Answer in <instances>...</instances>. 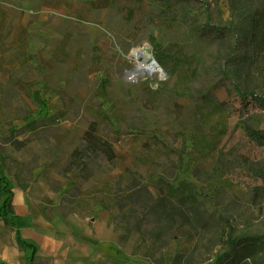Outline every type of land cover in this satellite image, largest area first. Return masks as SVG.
<instances>
[{
    "label": "rangeland",
    "instance_id": "obj_1",
    "mask_svg": "<svg viewBox=\"0 0 264 264\" xmlns=\"http://www.w3.org/2000/svg\"><path fill=\"white\" fill-rule=\"evenodd\" d=\"M262 2L246 0L245 8ZM0 3L11 13L13 29H27V51L36 55L6 80L11 87L26 73L37 78L34 109L21 108L18 117L45 119L22 149L5 143L0 131L7 167L0 163L1 174L8 189L20 181L36 200L51 201L63 223L91 237L86 244L109 242V250L86 257L79 240V263L214 264L228 235L264 238V182L251 171L264 165V145L244 132V123L264 126V110L239 105L246 89L264 95V75L253 68L264 69V46L248 45L238 31L225 41L216 35L240 21L244 6L230 0ZM97 28L108 34L118 57L107 42L84 32ZM150 35L178 60L174 73L146 58L152 59ZM2 51L18 54L12 45ZM243 56L257 58L247 66L240 64ZM141 65L148 67L144 73ZM104 83L107 94L99 96ZM94 119L98 135L119 157L106 164L101 156H86L88 168L79 174L68 167L70 154L83 149ZM23 123L13 121L15 127ZM160 181L188 182L195 202L155 199ZM94 197H103L108 208L95 205ZM235 251L240 253L231 251L221 264H264V251L233 263Z\"/></svg>",
    "mask_w": 264,
    "mask_h": 264
},
{
    "label": "trees",
    "instance_id": "obj_2",
    "mask_svg": "<svg viewBox=\"0 0 264 264\" xmlns=\"http://www.w3.org/2000/svg\"><path fill=\"white\" fill-rule=\"evenodd\" d=\"M238 8L244 6V11H242L239 18V22L233 23L229 28H219L216 30V35L222 41L227 39V36L231 31H238L244 41L248 45L251 43L259 46V50L264 46V2L257 4L253 8H245L246 0H230ZM250 2L251 0H247ZM30 36L27 29L19 24L16 29H13L11 24V13L8 8L0 3V79L5 83L6 89H0V127L1 136L5 143L11 145L14 149H22L34 138L38 130L45 125V119L41 117L32 118L31 114L24 115L23 117H18L19 110L21 108H32L34 109L32 101V90L37 82L36 76H32V73L22 75L17 79L14 84L10 85L6 82L8 74L11 69L18 67L19 65L25 64L26 62L33 60L36 55L34 53L28 52V40ZM148 41L152 47V57L156 63L168 74L175 72L177 68V59H175L169 49L163 47L158 43L155 36L150 35ZM7 45H12L17 49L18 54L15 57H5L2 51ZM257 57L243 56L240 59L241 65L251 66ZM238 62V61H234ZM239 64V65H240ZM264 75V69L258 67H253ZM241 69H238L240 72ZM262 71V72H261ZM238 72V74H239ZM224 73V71H223ZM263 81L264 77L262 76ZM107 94V83H104L101 93L99 96H104ZM239 105L249 106L254 105L258 108L264 110V95L257 94L247 89L239 94ZM22 119L24 123L18 127L13 124L14 120ZM98 117H96L97 119ZM97 120L94 119L90 123L89 127L83 135V149H73L71 151V160L68 164L69 168H75L79 170V174H82L84 170L88 168V161L85 159L86 156H94L95 158L101 156V158L106 162V164L113 163L118 159L119 155L114 150L113 144L98 135L97 132ZM244 132L246 137L255 143L256 145H264V126L258 127L254 123H244ZM2 166L5 168V159L1 161ZM7 170V167H6ZM82 171V172H81ZM252 174L264 182V165L255 166L251 169ZM0 181H3V191L8 195L5 199L1 210L0 216L14 218L15 216L11 210V191L8 189L7 180L4 176L0 177ZM160 186L158 187L157 200H175V201H189L191 203L195 202V195L192 186L185 181L179 182L176 186L173 184H168L166 182L160 181ZM22 190H28L29 185L17 182ZM31 195V194H30ZM31 197L36 200L32 195ZM81 197V196H80ZM78 198L77 202H80L81 198ZM44 202L47 204H52L49 200H36ZM94 204L108 208V204L103 197H94ZM1 223V221H0ZM16 241L21 248H27V243L22 239L19 231H16ZM226 245V250L220 253L214 264H221L223 260L228 258L230 252L238 249L240 253L236 251L233 254V263H238L240 259L248 258L254 259L259 253L264 251V238L260 235H228L224 240ZM32 253L29 257L30 264L32 263L33 256L36 252V247L31 246ZM242 253V256H241ZM238 256H241L237 259ZM6 264V263H0ZM240 264V263H238Z\"/></svg>",
    "mask_w": 264,
    "mask_h": 264
},
{
    "label": "crops",
    "instance_id": "obj_3",
    "mask_svg": "<svg viewBox=\"0 0 264 264\" xmlns=\"http://www.w3.org/2000/svg\"><path fill=\"white\" fill-rule=\"evenodd\" d=\"M2 188L3 183L0 184V210L8 196ZM9 189L12 193L11 210L15 217L0 216V263L30 264L28 257L31 250L19 247L16 231H19L28 245L36 246L31 264H86L79 263L77 259L80 252L79 240L83 242L82 249L86 257L89 253L103 252L105 247L109 250V242L102 243L104 238L99 239L101 244L96 240H92L91 245L86 244L91 237L81 235L63 223L65 218L53 204L34 200L28 190H22L16 184H11ZM113 249L112 256H116L118 251L116 247Z\"/></svg>",
    "mask_w": 264,
    "mask_h": 264
},
{
    "label": "bare ground",
    "instance_id": "obj_4",
    "mask_svg": "<svg viewBox=\"0 0 264 264\" xmlns=\"http://www.w3.org/2000/svg\"><path fill=\"white\" fill-rule=\"evenodd\" d=\"M91 20H94V18L91 17ZM84 32L85 33L88 32L89 33V36H91L92 39H96V40H99V41H102V42H107V44L109 46V49H110L109 53L115 54V57H118V54L115 51L114 45L110 41V38H109L108 34L105 31L97 28V29H93L91 32L90 31H84ZM83 34H80L79 35L78 40H79L80 43H84V41H85L83 39V37H84ZM146 58L147 59H150V62L152 64H155V62L151 61V56L150 55L146 56ZM140 68H142V72L141 73H144V70L148 69V67L142 66V65L140 66ZM149 71H150V68H149Z\"/></svg>",
    "mask_w": 264,
    "mask_h": 264
},
{
    "label": "water",
    "instance_id": "obj_5",
    "mask_svg": "<svg viewBox=\"0 0 264 264\" xmlns=\"http://www.w3.org/2000/svg\"><path fill=\"white\" fill-rule=\"evenodd\" d=\"M151 61H153V62H155L156 63V61L154 60V58L152 57V59H151ZM157 64V63H156ZM158 65V64H157ZM159 66V65H158Z\"/></svg>",
    "mask_w": 264,
    "mask_h": 264
}]
</instances>
